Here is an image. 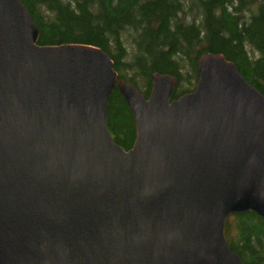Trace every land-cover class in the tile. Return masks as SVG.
<instances>
[{"label":"water","instance_id":"1","mask_svg":"<svg viewBox=\"0 0 264 264\" xmlns=\"http://www.w3.org/2000/svg\"><path fill=\"white\" fill-rule=\"evenodd\" d=\"M0 0V264H242L225 226L264 220V95L221 54L195 91L154 74L149 97L84 45L40 46ZM118 90L136 126L108 129Z\"/></svg>","mask_w":264,"mask_h":264},{"label":"trees","instance_id":"2","mask_svg":"<svg viewBox=\"0 0 264 264\" xmlns=\"http://www.w3.org/2000/svg\"><path fill=\"white\" fill-rule=\"evenodd\" d=\"M40 32V46L99 48L119 77L146 97L154 74L178 79L171 100L195 91L198 63L221 54L264 95V0H21ZM108 129L124 150L136 126L116 89ZM225 236L242 264H264V220L253 212L231 216Z\"/></svg>","mask_w":264,"mask_h":264},{"label":"rangeland","instance_id":"3","mask_svg":"<svg viewBox=\"0 0 264 264\" xmlns=\"http://www.w3.org/2000/svg\"><path fill=\"white\" fill-rule=\"evenodd\" d=\"M176 89H177V87H176ZM176 89H175V90H176ZM229 218H232V217H229ZM229 218H228V219H229Z\"/></svg>","mask_w":264,"mask_h":264}]
</instances>
